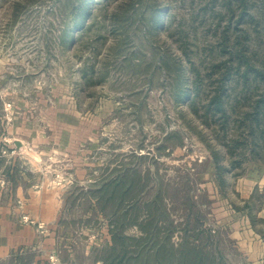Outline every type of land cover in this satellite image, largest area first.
Listing matches in <instances>:
<instances>
[{
	"label": "rangeland",
	"instance_id": "1",
	"mask_svg": "<svg viewBox=\"0 0 264 264\" xmlns=\"http://www.w3.org/2000/svg\"><path fill=\"white\" fill-rule=\"evenodd\" d=\"M88 1L77 26L84 0H0V205L37 232L0 264H118L122 234L120 264H196L197 250L202 264H264L263 244L242 248L218 209L225 195L245 206L244 179L264 176L252 137L236 157L227 146L251 100H240L227 128L204 110L222 30L239 8ZM250 4L240 38L264 67V0ZM194 67L204 79L189 97ZM253 190L251 222L264 236V187ZM163 239L171 248L159 261L153 249Z\"/></svg>",
	"mask_w": 264,
	"mask_h": 264
},
{
	"label": "trees",
	"instance_id": "2",
	"mask_svg": "<svg viewBox=\"0 0 264 264\" xmlns=\"http://www.w3.org/2000/svg\"><path fill=\"white\" fill-rule=\"evenodd\" d=\"M88 4V0H84L80 4V11L76 12L77 17L75 19L77 26L84 24L85 15L89 11ZM226 5L227 10L232 12L236 11L237 6L240 13L237 23L234 25L233 23H228L226 28L222 30V37L218 47L223 57L212 65L211 75L217 74L218 78L212 77L211 87L212 85L213 87L208 94L209 100L205 104L204 110L206 115L211 116L215 120L218 118V120H221L222 125H225V128H227V125L233 120L232 110L236 108L240 100H251V104L249 103V105L240 109V135L233 137L227 146L228 150L231 151L230 154L236 157L238 153L235 150L240 149L243 144H247L249 138L252 137L251 150H255L253 154L258 158L262 155V149L264 150V87L259 93L260 97L255 98L252 95V90H255V87L257 88L260 83L264 84V67L259 65L254 57L251 56L249 52L251 45L247 41V38H240V26L238 25L246 15L250 14V9H252L253 5L250 4V0H226ZM156 15H158L157 21H160L161 13L156 12ZM250 15L253 16V14ZM231 19L232 17H230V22H232ZM232 29L236 30L235 33L231 31ZM193 70L195 72L193 89L189 87L188 90H184V95L189 97L192 94H196V91L197 93L200 91L204 79L201 76L199 68L194 67ZM240 86L242 87L241 92ZM233 90L235 93H233ZM242 93H244V97L241 98L240 94ZM193 105L196 111L200 109L196 106L195 100L193 101ZM233 161L240 166V159L234 158ZM224 182L225 179H220V185ZM128 239L125 234L121 235L120 243L123 247V254L118 264L123 261L127 253ZM168 244L169 241L167 239H163L157 243L153 249L157 260L160 261L161 251L165 249L164 245L171 248V246H167ZM163 247L164 249L162 250ZM187 248L189 249V246ZM191 251L193 252V250ZM195 257L196 259L193 262H196V264H202L206 259L202 250H197Z\"/></svg>",
	"mask_w": 264,
	"mask_h": 264
},
{
	"label": "crops",
	"instance_id": "3",
	"mask_svg": "<svg viewBox=\"0 0 264 264\" xmlns=\"http://www.w3.org/2000/svg\"><path fill=\"white\" fill-rule=\"evenodd\" d=\"M244 181L249 184L246 187L250 188L249 190L246 189L249 192L248 195H241L242 198L244 196L245 206H240V201L238 205H233L230 203L228 196L225 195L222 206L218 208L221 212V220L224 225L231 227V236L238 239V242L243 246L242 248L249 249L247 245L251 239H254L257 244L262 243L264 248V236L256 232L252 226L251 217L253 216L250 207V202L254 196L253 188L264 187V176L261 180L253 181L251 178H246ZM245 182L240 181V183ZM217 205H220V203L218 202ZM257 212L258 217L264 218V200ZM252 234L254 236H251ZM36 236L37 232L34 227L29 223H23L18 212L11 211L9 206L0 205V256L29 247L35 243Z\"/></svg>",
	"mask_w": 264,
	"mask_h": 264
}]
</instances>
